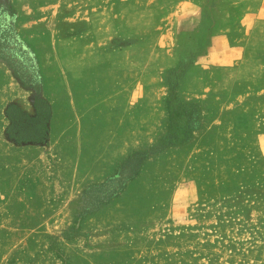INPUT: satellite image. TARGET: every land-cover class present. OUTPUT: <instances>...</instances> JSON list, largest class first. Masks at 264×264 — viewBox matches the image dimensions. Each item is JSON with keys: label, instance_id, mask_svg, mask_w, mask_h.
Returning a JSON list of instances; mask_svg holds the SVG:
<instances>
[{"label": "rangeland", "instance_id": "374dc122", "mask_svg": "<svg viewBox=\"0 0 264 264\" xmlns=\"http://www.w3.org/2000/svg\"><path fill=\"white\" fill-rule=\"evenodd\" d=\"M215 3L0 0L37 69L26 84L0 59V264H264V104L241 103L264 92V77L244 79L252 66L239 71L236 97L213 94L231 81L218 83L217 71L205 70L211 89L184 80L179 97L200 102L201 128L75 222L83 189L155 142L166 120L159 67L172 50L155 48L154 34L167 38L177 20L190 37ZM39 101L50 107L46 133L19 141L7 111L32 117Z\"/></svg>", "mask_w": 264, "mask_h": 264}, {"label": "trees", "instance_id": "16d2710c", "mask_svg": "<svg viewBox=\"0 0 264 264\" xmlns=\"http://www.w3.org/2000/svg\"><path fill=\"white\" fill-rule=\"evenodd\" d=\"M0 59L11 67L26 84L37 80L35 57L16 32L9 19L0 13ZM191 66L190 62H180L165 70V84L169 91L164 99L166 120L152 144L132 150L115 167L113 174L102 183L90 184L83 189L82 206L75 217V222L97 213L123 192L127 184L136 179L144 164L152 157L186 144L194 131L202 126L200 102L185 101L179 97L185 76ZM8 130L19 136V141H36L41 139L47 130L50 120L48 103L39 101L35 115L28 117L17 108L7 111ZM63 264L66 261L63 260Z\"/></svg>", "mask_w": 264, "mask_h": 264}, {"label": "crops", "instance_id": "0c3cea01", "mask_svg": "<svg viewBox=\"0 0 264 264\" xmlns=\"http://www.w3.org/2000/svg\"><path fill=\"white\" fill-rule=\"evenodd\" d=\"M208 20V27L195 28L190 37L184 36L175 29L177 20H173L167 38L162 39L161 33L154 34L155 48L172 50L168 62L160 66L159 70L176 66L192 54V63L185 76L186 88L200 91L207 82L209 84L212 81L210 76L207 80L205 70L208 73L217 71L219 75L215 79L218 83L228 79L231 81L228 85L224 86L221 83L213 87V94L235 97L241 95L242 91L235 82L240 76L239 71L243 72L246 66H252L246 72L244 79L256 81L264 77V0H216L215 5L209 8ZM159 35H161L160 39ZM143 40H139V46H142ZM82 69L90 71L92 65L84 66ZM232 71L238 74L236 78L222 77V73H232ZM159 78L155 76L154 79L158 82ZM156 87L161 94L165 92L160 83H157ZM208 88L211 89L210 84ZM255 95L241 102L242 106L263 105L264 92H257Z\"/></svg>", "mask_w": 264, "mask_h": 264}]
</instances>
